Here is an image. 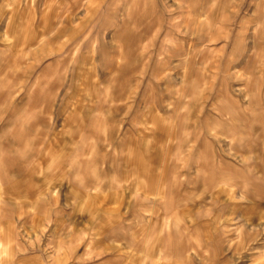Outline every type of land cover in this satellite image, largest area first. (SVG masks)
<instances>
[{
	"label": "rangeland",
	"instance_id": "374dc122",
	"mask_svg": "<svg viewBox=\"0 0 264 264\" xmlns=\"http://www.w3.org/2000/svg\"><path fill=\"white\" fill-rule=\"evenodd\" d=\"M140 156L156 264H264V211L239 214L264 205V0H0V264H107L117 243L65 233L66 188Z\"/></svg>",
	"mask_w": 264,
	"mask_h": 264
},
{
	"label": "crops",
	"instance_id": "0c3cea01",
	"mask_svg": "<svg viewBox=\"0 0 264 264\" xmlns=\"http://www.w3.org/2000/svg\"><path fill=\"white\" fill-rule=\"evenodd\" d=\"M3 29L5 30V27ZM126 158L130 159L132 156L126 155ZM124 163L121 169L111 168L116 170L111 174L117 176L120 172L121 175L108 183L104 181L103 184H95L76 180L66 188V194L72 202L61 210L65 219V233L73 235L75 241L90 243L92 253L93 249L98 248L100 242L117 243L118 245L108 246L113 249L107 250L109 253L103 257L107 264H141L143 258L150 260L151 263L154 259L156 264L164 252L165 240L161 222L163 215L160 214L161 218L158 215L155 223L150 224L149 234L146 232L147 225L141 223L146 220L144 211L151 208L150 206L157 208L161 205L157 203L165 193L162 179L158 175L149 174L150 167L143 156H140L137 161L124 160ZM152 202H154L153 205H151ZM253 204L261 209L260 212L264 211L262 203L248 201L242 202L239 214L245 217L244 214L252 210ZM171 207H174L173 202ZM176 214L178 216L176 220L180 226L193 228L197 225L204 233L220 225L218 222L221 215H218V221L216 215L213 219L209 217L201 219L200 214L194 212L192 205L185 206L180 213ZM249 220L259 219L256 214V217ZM142 244L146 245L145 250H142ZM152 244H154L153 248H151ZM90 264L102 263L92 261Z\"/></svg>",
	"mask_w": 264,
	"mask_h": 264
}]
</instances>
